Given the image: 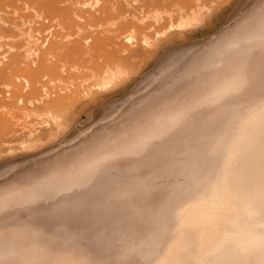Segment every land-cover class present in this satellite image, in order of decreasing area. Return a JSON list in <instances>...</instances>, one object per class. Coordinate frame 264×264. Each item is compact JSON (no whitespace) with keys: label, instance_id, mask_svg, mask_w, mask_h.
Listing matches in <instances>:
<instances>
[{"label":"bare ground","instance_id":"6f19581e","mask_svg":"<svg viewBox=\"0 0 264 264\" xmlns=\"http://www.w3.org/2000/svg\"><path fill=\"white\" fill-rule=\"evenodd\" d=\"M239 1L226 24L220 27L216 35V31L213 33L214 37L195 44L196 46L184 53L164 51L166 54L162 53L163 56L152 73L142 77L143 80L140 79L142 82L137 87L133 85L136 89L128 95L130 97L127 96L124 102L111 103L102 110L98 109L100 112L97 116L100 119L88 128L85 125V131L73 134L74 136L67 138L66 142L55 148L38 152L37 155L35 152L36 156L32 157V154H29L31 155L29 159L0 165L5 166L0 169V191L20 186L33 189L38 181H46L49 178L53 184L48 190L33 189L37 197L34 202L21 203L0 220V229L4 233L0 238V246L3 248L5 264H27L33 261L37 264H52L54 261L66 260L81 261L82 264H115L121 249L147 239L148 229L158 215L160 203L169 193L175 196L183 194L191 198L189 202L193 203L194 207L189 213L190 222L206 218L204 222L207 227L200 229L205 244L221 236L225 228L230 229L232 238L241 244L248 240L249 225L255 226L256 231H259V209L248 196L253 153L251 149L245 148L243 142L233 157V167L229 169L227 180L217 188L216 199L211 200L203 195L204 187L211 189L221 176L220 169L229 147L228 138L221 142L224 129L215 119L198 125L187 124L172 140L163 138L154 141V144L168 146L172 153V179L158 173L149 175L139 171L137 163L141 158L127 156L124 158L123 168H117L109 173L112 179L105 189L82 210L75 208L61 210L65 199L71 197L72 193L56 189L71 187L73 178L66 170L51 167L57 161L86 159L93 151L110 147L114 143L122 145L141 129V125L133 117L143 116L152 107H159L161 103L175 99V96L183 93L186 88L207 92L231 73L240 70L245 63L258 65L260 59L258 38H254L253 44L249 45L244 42L248 37L243 35L237 39L234 37L246 22L254 15H258L264 0ZM203 9L197 7L189 15H178L175 23L170 24L166 30L183 32L195 27ZM25 20L24 18L21 27L26 26L28 20L27 22ZM143 20L144 18L138 19L139 22ZM14 21L12 23L15 24ZM14 29L18 34L14 33L13 38L20 41L24 52L22 58L30 62V59L37 55L35 48L39 50L36 47L38 41L30 33H23L20 27ZM132 41L134 39L130 32L124 38V42L131 44ZM142 43L150 47L146 36ZM59 48L57 47L56 51L61 50ZM177 48L180 49L178 45ZM56 67L58 66L45 67L47 70L44 76H50V80L47 81L49 86L47 83L42 84L38 89L34 88L36 84L32 85V88L37 90L32 93L36 99L27 98L31 93L19 94L21 90L18 95L14 93L15 90L12 93L15 94L13 98L16 99L19 108L10 116L11 125L16 129V134L24 131L29 133L22 141L16 143V148L7 149L5 151L7 154L15 150L20 152L37 150L55 140L72 124L79 95L90 89L106 91L126 75L119 69L120 67L104 66L94 73L91 72L92 75L88 78L70 76L62 81L57 78ZM76 68L72 66L71 70L78 72ZM26 76L34 79L36 73L31 71ZM34 80L28 81L29 87V82L32 84ZM37 81L39 82V79ZM10 85L3 86L8 90L7 88L11 89ZM245 100L246 97H241V102ZM207 115L214 117V110L208 109ZM36 127L46 128V133L34 134L37 132ZM234 135V131L230 133V137ZM252 213L255 215H251Z\"/></svg>","mask_w":264,"mask_h":264},{"label":"snow or ice","instance_id":"6c2138e0","mask_svg":"<svg viewBox=\"0 0 264 264\" xmlns=\"http://www.w3.org/2000/svg\"><path fill=\"white\" fill-rule=\"evenodd\" d=\"M241 35L248 37L244 42L249 45L253 44L254 38H258V65L245 63L240 70L234 71L207 92L186 88L175 99L152 107L143 116L133 117L141 129L122 145L114 143L93 151L86 159L57 161L51 167L64 169L73 178L71 187L56 189L72 193L71 197L65 199L61 210H82L105 189L112 179L109 173L123 168L127 156L141 158L137 163L139 171L149 175L158 173L172 179V153L168 146L154 144V141L163 138L172 140L187 124L198 125L215 119L224 129L221 142L228 138L229 147L220 169L221 176L211 189L204 187L203 195L211 200L216 199L217 188L227 180L229 169L233 167V157L243 142L245 148L253 153L248 196L259 209V231L249 225L248 240L241 244L232 238L231 230L225 228L221 236L205 244L200 229L207 227L204 222L206 218L190 222L189 213L194 207L189 202L191 198L169 193L160 203L158 215L148 229L147 239L121 249L115 264H264V5L234 39ZM241 97H246V100L241 102ZM208 109L214 110V117L207 115ZM233 131L235 135L230 137ZM52 187L49 178L38 181L33 189L48 190ZM33 189L20 186L0 191V220L21 203L34 202L37 197ZM3 235L0 229V238ZM3 255L0 246V264H5ZM52 264L82 262L66 260Z\"/></svg>","mask_w":264,"mask_h":264},{"label":"rangeland","instance_id":"374dc122","mask_svg":"<svg viewBox=\"0 0 264 264\" xmlns=\"http://www.w3.org/2000/svg\"><path fill=\"white\" fill-rule=\"evenodd\" d=\"M239 2V0H230V2L226 0H0V47H2L0 52L2 54L6 52L4 55L0 53V61H2L0 62V165L24 161L25 158H31L29 154H32V157L36 156L38 152L42 153L61 145L73 134L77 135L85 131L86 127L88 128L100 119L97 116L99 110L111 103L124 102L130 97L128 95H131L135 87L141 84L142 77L149 76L155 69L161 57L166 54L163 53L164 51L184 53L195 44L214 37L229 20ZM197 7L204 9L200 12L199 21L195 27L183 32L166 30L170 24L175 23L178 15H189ZM179 11L181 13L178 14ZM24 18L25 22L27 20L28 22L26 26L21 27ZM142 18L144 20L139 22L138 19ZM13 21L15 24L12 23ZM30 25L31 28H29ZM14 27H20L23 33H30L38 41L36 47L39 50L35 48L37 55L34 59H30V62L22 58L24 56L22 45L19 40L13 38L14 33L18 34ZM130 32L134 41L127 44L124 38ZM144 36L149 39L150 47L142 43ZM183 42L185 43L182 45ZM57 47L61 50L56 51ZM53 65L61 67L60 69L56 67V69L57 78L62 81L70 76L88 78L104 66L120 67L119 69L126 75L106 91L90 89L79 95L72 124L55 140L42 145L37 150L23 152L15 150L7 154L5 152L7 149L16 148L17 144L29 133V131H24L16 134V129L11 125L10 116L19 108L16 99L13 98L15 94L12 93L15 90L14 93L18 95L21 90L19 94L31 93L27 98L36 99L32 93L37 90H34L32 85L36 84L34 88L40 89L42 84H46L50 76L45 77V71ZM72 66L77 67L78 72L72 71ZM31 71L36 73L35 80L26 76ZM18 77L20 80L17 79ZM32 80L34 82L32 84L29 82V87L28 81ZM6 84H11L9 86L11 89L7 88L9 91L3 86ZM134 84L135 87H133ZM36 129L37 132L34 134L44 135L46 133L44 127H36ZM1 167L0 169L5 166Z\"/></svg>","mask_w":264,"mask_h":264}]
</instances>
